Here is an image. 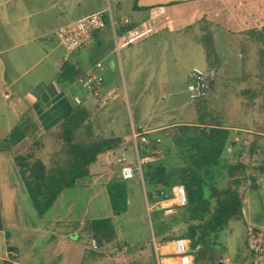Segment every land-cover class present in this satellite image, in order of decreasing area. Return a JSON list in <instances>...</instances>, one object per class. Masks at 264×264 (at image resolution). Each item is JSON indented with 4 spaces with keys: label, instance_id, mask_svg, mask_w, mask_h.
<instances>
[{
    "label": "crops",
    "instance_id": "crops-1",
    "mask_svg": "<svg viewBox=\"0 0 264 264\" xmlns=\"http://www.w3.org/2000/svg\"><path fill=\"white\" fill-rule=\"evenodd\" d=\"M100 11L105 10L99 8L83 13L75 21ZM115 11L117 21L113 14L112 17L116 21V29L111 30L108 22L107 38L118 32L122 41H127L128 46L121 47L125 50L124 59L128 78L130 84H139L141 93L146 96L145 100L151 97L150 94L165 92L170 84L167 74L168 59L165 52L172 51L171 47L185 46L190 52L204 54L216 84L221 85L224 82L231 86L236 103L242 110H238L239 107L236 105L239 118L237 125L228 126L225 121H210V115L206 111L200 112L199 123H202V118L206 123L216 122L231 132L235 143L238 145L242 143L245 146L240 162L246 167V174H249L251 167H259V164L263 167L264 154L259 152L251 154L249 151L253 143L258 146L264 145V128L257 126L251 120L257 99H261L260 106L264 108V41L261 37L264 28V0H135L132 4L116 1ZM20 20L22 18H13L12 23ZM123 20H126V23ZM29 28L28 24H23L16 32L15 38L19 45L29 43L31 39ZM102 36L103 33H97L98 40ZM147 39H154L155 44L151 72L148 67L150 59L144 52L142 44ZM209 41L213 44L215 51V56L211 58L206 55L205 49ZM93 43L91 40L80 51L72 54L66 53L59 60V71L50 83L39 82L35 87L30 86L26 89L23 84H20L23 74L13 71L14 78L7 79L0 70L4 99L14 100L4 112L0 113V186L10 190L13 198H21L22 206L27 212L22 215L23 219H21V214L17 213L18 219L22 221L20 224L9 225L10 237L9 241H5L4 251L0 255V264H52L54 259L60 260V257L63 258L61 264H112V262L116 264L117 260L123 261L130 257L126 256L130 250L127 243L121 242L115 245L119 230L113 222L114 214L107 193V185L113 182L126 184L128 207L125 213L128 212L132 203V193L137 194L138 185L145 193L143 181L138 176V180L135 177L131 181H123L120 178L119 166L115 163V158L121 155L133 161L132 156L135 150L132 137H119L122 139L119 147L99 155L96 162L90 166L89 175L77 179L73 188L64 190L43 216H38L35 212L14 163L15 156L27 151L29 141L31 143L35 140L40 141L42 135L56 133L63 119L76 107L74 101L71 104L66 95L76 81L68 87L61 86L57 81V75L65 62L79 69L81 76L92 71L99 73L103 78L100 96L106 89L108 96L114 92V77L111 71L115 67L111 58L114 51L118 52V49L114 46L112 49L107 46L106 53L99 52V50L95 52ZM216 46H222L224 55L228 57V61H224L227 63L225 65L227 70H230V76L226 77V80L221 76L224 65ZM105 58H107V68L104 64ZM144 61H147V64L141 67ZM230 61L233 63L231 66ZM97 63L102 64L101 71L95 69ZM0 66H2L1 62ZM105 72H107V82ZM189 75L190 72L188 81L190 80ZM5 81L8 85H5ZM255 91L261 92V95L255 98L250 97V94ZM75 97L78 96L75 95ZM86 99L90 100L87 97ZM82 104L80 106L88 109L87 106L91 103L83 101ZM155 105L151 106V114L145 122L131 127V133L132 129L140 127L147 139L160 143L159 136L166 130L180 125L197 124L188 120L184 123L167 122L164 124L166 120L160 118L161 113L156 114L157 105ZM192 114L191 111L188 112L190 117ZM23 119L31 120L35 125V131L13 146L14 150L12 148L7 150L6 138L16 126L23 122ZM157 150L152 151V155H160L161 152ZM227 152H230V149H227ZM255 157H260L261 160ZM0 210V234H4L1 201ZM101 219L112 220L115 227V238L112 242L100 247L96 243L97 249L94 250L91 245L94 239L91 238L89 223ZM173 238L161 236L159 244L163 245ZM153 242L157 243V241ZM104 247L106 249L102 251ZM105 257H107V262L104 260ZM150 258L152 260L149 264H154L152 252ZM131 259L132 264H137L139 260H144V256L134 254Z\"/></svg>",
    "mask_w": 264,
    "mask_h": 264
},
{
    "label": "rangeland",
    "instance_id": "rangeland-1",
    "mask_svg": "<svg viewBox=\"0 0 264 264\" xmlns=\"http://www.w3.org/2000/svg\"><path fill=\"white\" fill-rule=\"evenodd\" d=\"M116 1L132 4L135 0H0V62L3 66H0V70L3 72L4 77H7V79L14 78L13 71L23 74L20 84H23L26 89L30 86L35 87L39 82L50 83L59 71V60L66 54L65 49L59 45L54 36L58 27L74 22L79 15L99 8H103L105 11L110 8L114 19L117 21ZM13 18H22V20L12 23ZM23 24L30 26L31 39L28 44L22 46L18 44L15 34ZM108 32L107 28L99 33H103L102 37H104V42L101 40L104 44L101 49L103 53H106L107 46L111 49L113 46L118 49V52L114 51L111 58L115 67L111 71L114 77V92L108 96L106 89L98 100H94L95 102L93 99H86V95L79 84L75 83L66 92L71 104H73L75 95L82 102L91 103L87 106L90 112V118L87 121L89 129L80 130L77 133V140L87 143L112 136L131 137V127L145 122L148 115L151 114V106L155 104L157 105L156 114L161 113L162 117L160 118L166 120L163 122L164 124L167 122L184 123L187 120L199 123V114L203 111L210 115V121H225L228 126L238 124L237 103L231 92V86L224 82L221 85L216 84L210 67L205 61L204 54L199 55L196 52H190L185 46L171 47L173 48L172 51L165 52L168 59L167 74L170 84L165 92H155L150 94L151 97H148V100H145L146 96L141 93L139 84H137L138 86L134 85L135 83L130 84L128 78L124 59L125 50L121 47H127V41H122L118 32L107 38ZM153 41L154 39H147L142 43L144 52L150 59L148 63L149 72H151L153 62L152 56H155L153 54L155 48ZM95 44L96 42L92 46H95ZM216 48L219 49L224 65L221 76L226 80V77L230 76V70H227L225 66L227 63H224V61H228V57L224 55L222 46H216ZM100 57H103V55H100ZM104 64L107 68V58L104 59ZM146 64L147 61H144L141 67ZM231 64L233 63L230 61L229 65L231 66ZM110 68L112 69V66ZM193 68H199L205 72L209 87L208 97L198 102L189 100L186 93V87L189 83L188 74ZM104 75L107 82V72ZM5 85H8L7 81H5ZM240 85H243L242 82H240ZM1 87L0 83V113L4 112L14 102L13 99L8 101L4 99ZM261 103L260 98L256 100L255 107L252 110L254 115L251 120L257 126L264 128V108L260 106ZM237 107H239L238 110H242L239 105ZM189 111L193 113L192 117L188 115ZM159 138L161 141L157 143V151H160L161 154L153 156L155 162L162 163L169 170L185 166L187 160L184 159L178 146L171 140L166 131L162 135L160 134ZM148 141L150 142L149 139ZM39 142V146H36L35 149V155L47 167H50L55 159V153L60 150L62 143L55 139L54 134L42 135ZM28 143L27 150H30L32 143L31 141ZM138 150L139 156H144L143 149L140 146H138ZM148 152L149 155L152 154L151 150ZM132 159L135 161V154ZM257 160H261V158L259 157ZM258 166L251 167L249 174L246 175V179L249 181V178L253 175L256 188H251L252 183L250 181L249 185L246 183L240 189L244 201L242 220L230 221L218 239L212 243V248L215 251L214 260L217 263L229 260L230 264H248L245 250L246 227L264 228V169L260 168V164ZM225 185L226 181L220 183V187ZM0 201L4 230V234H0L1 255L4 251L5 241H9V231L11 230L9 225L20 224L22 221L18 219L17 213H20L21 219H23L22 215L27 212L22 206L21 198H13L10 190L1 188V186ZM131 202L127 213L113 216V222L119 230L115 245L125 242L130 247L129 253L126 255L130 257L123 261L117 260L116 264H132L133 258L131 259V256L134 254L144 256V260H139L137 264H149L152 260L150 258L152 242L157 241V244H159L161 236L174 237L173 239H175L185 233L187 225L180 220L182 208L175 209L171 214H164L156 207L148 213L145 193L140 185L137 187V194L132 193ZM148 204L151 205V202L149 201ZM156 212L161 214L165 226L163 232H159L156 225ZM110 215L112 217V214ZM105 249L104 247L102 251H105ZM62 259V257H60V260L54 259L52 264H61ZM104 260L107 262V257Z\"/></svg>",
    "mask_w": 264,
    "mask_h": 264
},
{
    "label": "trees",
    "instance_id": "trees-1",
    "mask_svg": "<svg viewBox=\"0 0 264 264\" xmlns=\"http://www.w3.org/2000/svg\"><path fill=\"white\" fill-rule=\"evenodd\" d=\"M97 33H93L92 40L96 42L94 51L100 52L104 47V38L98 40ZM261 37L264 41V28ZM205 49L209 58L215 56L214 46L210 41L205 45ZM79 76L80 70L65 62L57 75V81L61 86L68 87L74 84ZM259 95L261 92L255 91L250 97ZM89 118L90 112L86 107L76 106L63 119L58 131L54 133L55 139L62 143V147L55 153L50 167L35 155L39 140L32 142L30 150L14 157L25 191L38 216H43L64 190L73 188L77 179L88 176L90 166L96 162L99 155L117 149L122 142L121 138L115 136L87 143L77 140L80 130L89 129ZM203 119L202 123L180 125L166 130L187 160L185 166L169 170L162 163L154 161L144 164L142 168L145 195L148 199L153 193H169L172 187L178 185L184 187L187 205L180 212V220L187 226L185 233L179 238L189 239L191 247L197 248L198 264L204 257L214 259L213 241L218 239L230 221L242 220L244 201L240 189L247 175L246 167L240 162L245 146L235 143L229 130L216 122L206 123ZM35 129L31 120L23 119L6 138V149L20 143ZM157 148L158 144L152 139L149 145L143 148L142 153L148 155L149 150L155 151ZM227 149H230V153H227ZM249 152L264 154V145L253 143ZM249 179L251 188L255 189L253 175ZM223 181H226V185L220 187ZM107 193L113 214L125 213L128 207L126 184L110 183L107 185ZM160 215L156 212L155 221L159 232H163L165 226ZM89 230L91 238L99 247L115 238V227L111 219L91 221Z\"/></svg>",
    "mask_w": 264,
    "mask_h": 264
},
{
    "label": "built area",
    "instance_id": "built-area-1",
    "mask_svg": "<svg viewBox=\"0 0 264 264\" xmlns=\"http://www.w3.org/2000/svg\"><path fill=\"white\" fill-rule=\"evenodd\" d=\"M107 18L111 30L114 31L117 24L112 17L111 10L108 9V11L95 12L74 22L62 25L56 30L55 37L66 53L72 54L88 45L94 32H101L106 29ZM123 21L126 23V20ZM95 69L101 71L103 69L102 64L97 63ZM189 76L190 80L186 87L189 100L198 102L206 99L209 87L205 72L199 68H193ZM76 83L80 85L87 98L97 99L102 90L103 78L99 73L92 71L79 76ZM73 101L76 106L82 105L79 97H75ZM131 137L134 142L135 161H129L127 157L121 155L115 158V163L119 166L120 178L123 181H131L137 176L143 181V165L154 162L155 158L152 154L139 156L138 146L144 148L150 143L145 132L140 127L132 129ZM249 182L246 179L244 185L246 183L249 185ZM145 200L148 213L151 209L158 207L164 214H171L175 209H181L187 205L186 191L181 185L172 187L169 193H153L150 199L145 195ZM149 201L151 205L148 204ZM91 245L92 249H97V244L94 240ZM245 250L248 264H264V228L246 227ZM196 254L197 248L191 247L189 239L175 238L163 245L152 242L154 264H198ZM222 264H230V262L224 260Z\"/></svg>",
    "mask_w": 264,
    "mask_h": 264
},
{
    "label": "flooded vegetation",
    "instance_id": "flooded-vegetation-1",
    "mask_svg": "<svg viewBox=\"0 0 264 264\" xmlns=\"http://www.w3.org/2000/svg\"><path fill=\"white\" fill-rule=\"evenodd\" d=\"M201 264H219V263L215 262V260L211 259L210 257H204L203 259H201Z\"/></svg>",
    "mask_w": 264,
    "mask_h": 264
},
{
    "label": "water",
    "instance_id": "water-1",
    "mask_svg": "<svg viewBox=\"0 0 264 264\" xmlns=\"http://www.w3.org/2000/svg\"><path fill=\"white\" fill-rule=\"evenodd\" d=\"M219 264H222V263H219Z\"/></svg>",
    "mask_w": 264,
    "mask_h": 264
}]
</instances>
